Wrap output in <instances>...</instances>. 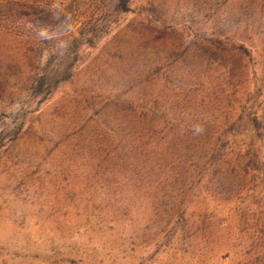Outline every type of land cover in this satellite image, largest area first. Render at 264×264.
Wrapping results in <instances>:
<instances>
[{"label": "rangeland", "instance_id": "374dc122", "mask_svg": "<svg viewBox=\"0 0 264 264\" xmlns=\"http://www.w3.org/2000/svg\"><path fill=\"white\" fill-rule=\"evenodd\" d=\"M128 7L0 0V264H264V0Z\"/></svg>", "mask_w": 264, "mask_h": 264}, {"label": "trees", "instance_id": "16d2710c", "mask_svg": "<svg viewBox=\"0 0 264 264\" xmlns=\"http://www.w3.org/2000/svg\"><path fill=\"white\" fill-rule=\"evenodd\" d=\"M129 2L130 0H119V6L122 10L126 11L129 9ZM79 43V39L75 38L74 42ZM80 44V43H79ZM79 44H77V46L79 47ZM73 64H70L68 66H66L63 69V73L62 75H54L52 73H43L38 81H37V90L36 93L37 94H48L50 92H52L55 87L57 86V84H59L61 81L68 79L71 76V70H72Z\"/></svg>", "mask_w": 264, "mask_h": 264}]
</instances>
